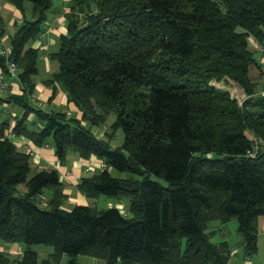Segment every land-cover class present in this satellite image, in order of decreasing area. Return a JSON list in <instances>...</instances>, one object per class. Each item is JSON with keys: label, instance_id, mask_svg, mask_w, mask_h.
Instances as JSON below:
<instances>
[{"label": "trees", "instance_id": "trees-1", "mask_svg": "<svg viewBox=\"0 0 264 264\" xmlns=\"http://www.w3.org/2000/svg\"><path fill=\"white\" fill-rule=\"evenodd\" d=\"M8 1L19 9L31 2L34 15L11 42L23 92L9 100L24 109L11 131L37 146L52 140L60 159L70 149L96 155L108 166L83 177L79 189L128 203V215L116 206L63 208L59 171L29 177L32 155L9 135L0 97V240L28 246L18 263L61 264L67 255L65 264H80L79 255H90L106 264H228L233 246L213 242L207 228L233 218L244 254H256L264 217V95L250 75L256 59L249 37L264 35V0H73L68 34L51 53L59 69L49 82L63 86L88 125L29 100L39 50L27 43L42 32L53 0ZM0 61L7 72L6 58ZM213 80L243 89L244 103ZM112 112L110 135L99 138L92 126ZM32 113L39 126L29 123ZM120 128L124 140L113 147ZM253 137L261 142L250 156ZM110 168L140 177H115ZM46 188L53 195L43 207ZM37 244L54 252L39 260ZM0 264H8L4 254Z\"/></svg>", "mask_w": 264, "mask_h": 264}, {"label": "crops", "instance_id": "crops-1", "mask_svg": "<svg viewBox=\"0 0 264 264\" xmlns=\"http://www.w3.org/2000/svg\"><path fill=\"white\" fill-rule=\"evenodd\" d=\"M69 1L70 0H58V2H55V0H53V5L47 13V19L42 24V32L27 43V47L31 46L39 50V71L35 76V88L32 92V96L37 100L48 102L49 110L66 111L71 109L72 114L70 116L83 119L82 111L73 101L69 100L67 91L63 86L59 83L49 82L53 74L59 69V62L51 58V53L60 48L61 37L68 34L67 12L69 11ZM0 18V50L4 48L12 50L11 42L14 33L26 21L34 19L32 3L26 1L24 8L19 9L8 0H0ZM260 45L264 46V35H262L261 39L253 35L249 37V48L256 59V65H252L250 68V75L258 82V92L262 89L261 70H264V50L259 47ZM0 56L2 55L0 54ZM0 73L4 74V81L7 84L5 89H0V97L4 99L1 118L9 121L10 127L8 132L10 133L17 119L24 113V109L9 99L13 95L22 94L23 85L18 76H12L8 72L4 73L1 61ZM238 89L241 88L238 87ZM244 96L247 97L245 91ZM28 118L32 126H39L41 124L34 113L30 114ZM82 122L87 123V120H82ZM101 126L102 125L92 126V130L97 132L100 130ZM98 132V134H95L99 138L108 139L111 128L104 133ZM113 140L114 138L111 140V144ZM19 141L18 146L22 150H25V147L22 145L23 141L27 143L26 147L29 146L34 148L35 154L31 156V166L35 168V172L47 168H56L59 171L63 183V208L70 210L65 204L89 205L92 201H98L100 196L98 198H90L79 189V183L83 177L100 172L98 167L99 158L96 155L83 158L78 152L70 149L65 158L60 159L55 152L52 140H50L49 146H37L26 136H21ZM86 167H90L91 170L86 171ZM44 190L40 199L43 200V203L47 204L53 192L50 189V191L45 194ZM115 200L116 199L109 198L107 201V208L111 207L110 204ZM126 206H128V204ZM260 227L263 228L264 231V217L260 218ZM27 247L28 246L24 242H7L0 240V254H4L5 259L8 260V264H19L18 260L23 256ZM32 249L37 251L39 260L49 257L54 252V247L43 244L33 245ZM68 259L69 257L64 255L61 264H65ZM78 260L80 264H106L104 259L90 255H79ZM228 264H264V259L262 261V258L257 253L251 257L246 256L242 246L240 250L233 247Z\"/></svg>", "mask_w": 264, "mask_h": 264}, {"label": "rangeland", "instance_id": "rangeland-1", "mask_svg": "<svg viewBox=\"0 0 264 264\" xmlns=\"http://www.w3.org/2000/svg\"><path fill=\"white\" fill-rule=\"evenodd\" d=\"M55 2H58V0H55ZM73 2H74L73 0L69 1L68 8H69L70 4ZM81 17H82V14H81ZM211 83L214 87H216L219 90L228 91L233 96V98L238 100V102L240 104L244 103V101L246 99V97L244 96V91L241 89H238V87L235 84H233L232 82H227L224 80H213ZM115 116L116 115L114 112L108 114L106 121L103 124V125L107 126L108 130H110V128L112 126V122L115 119ZM82 118H83V112H82ZM80 120H83V119H80ZM83 124L88 125V123H83ZM114 134H115V137H114V140L112 142V146L118 147L122 144V142L124 140V133H123L122 128L115 131ZM261 148H262V150H264V142H262ZM209 156L217 157L219 155L218 154H210ZM110 171H111L112 175H114L115 177H122V178L140 177V176L133 174L129 171H119V170L114 169V168H110ZM34 173H35V168L32 167L31 172L29 173V177H31ZM152 178L159 181L164 186H168V182L165 181L164 179L156 177V176H152ZM18 189L21 192L25 191L26 185L21 183L18 185ZM44 191L46 194L47 192L50 191V189H45ZM108 200H109L108 196L101 195L100 198L98 199V201H96V202L92 201L89 205H91L92 207L97 208V209H105V208H107V201ZM116 201L117 200L113 201L112 203H115ZM124 202H125V206H126L128 204L127 200H124ZM65 205L69 209H72V207L74 206L71 204H65ZM41 206L47 207V204L43 203ZM237 227H238V220L236 218H233L232 220H230L229 222H227L225 224H222L219 221L215 220V221L210 222L209 227L207 228V231H211L213 233L212 237H211L213 242H219V241L226 239V240L230 241V243L232 244V246L234 248H237L238 250H240L241 249L240 243L242 241V237H241L240 233L238 232ZM257 254H259V256L262 258V261H263V259H264V231H263V228H261L260 233H259V249L257 251Z\"/></svg>", "mask_w": 264, "mask_h": 264}, {"label": "built area", "instance_id": "built-area-1", "mask_svg": "<svg viewBox=\"0 0 264 264\" xmlns=\"http://www.w3.org/2000/svg\"><path fill=\"white\" fill-rule=\"evenodd\" d=\"M259 47L264 50V46L260 45ZM11 52H12V50L9 49V48H4V49L0 50V54L6 58L7 72L10 73L12 76H18V65H17V63L14 60H12L10 58ZM4 73H5V71H4ZM261 80H262L263 85H262V89L260 91V94L264 95V70L261 72ZM6 86H7V84L4 81V74L0 73V89L3 90V89L6 88ZM29 100H30V103L35 108L49 111L48 102L43 101V100H37L33 96H30ZM66 113H67L68 116H70L72 114V110L68 109V110H66ZM98 131L104 133V132L108 131V128H107V126L102 125L100 130H98ZM98 131L96 132L97 134L99 133ZM9 135L16 142H18L19 139L21 138V136L17 135L14 132H10ZM253 142H254V144H253L252 148L248 149V151H247V154L250 155V156H255L257 154V151H258V148H259V143L261 142V140L259 138H257V137H253ZM22 145L25 147V150L28 153H30L31 155L35 154L34 148H31L29 146L26 147L27 143L25 141H23ZM49 145H50L49 143L45 144V146H49ZM107 166L108 165L103 160L99 159L98 167H99L100 170L105 169ZM90 170H91L90 167H86V171H90ZM110 206H116L122 211V213L124 215H128L127 207L125 206V202H124L123 199L117 200L115 203H111Z\"/></svg>", "mask_w": 264, "mask_h": 264}, {"label": "water", "instance_id": "water-1", "mask_svg": "<svg viewBox=\"0 0 264 264\" xmlns=\"http://www.w3.org/2000/svg\"><path fill=\"white\" fill-rule=\"evenodd\" d=\"M82 28H84V27H82Z\"/></svg>", "mask_w": 264, "mask_h": 264}]
</instances>
